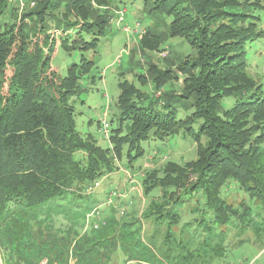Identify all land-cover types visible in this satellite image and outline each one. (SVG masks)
I'll use <instances>...</instances> for the list:
<instances>
[{"label":"trees","instance_id":"trees-1","mask_svg":"<svg viewBox=\"0 0 264 264\" xmlns=\"http://www.w3.org/2000/svg\"><path fill=\"white\" fill-rule=\"evenodd\" d=\"M32 1L35 2L33 9L21 14L26 23L18 27L11 24L0 33V77L3 66L10 67L11 72L6 93H0L2 264H39L43 258L66 264L70 250L76 264H109L117 247L128 260L135 257L136 261L146 262L136 258L138 243L133 225L108 218L113 213L103 226L81 233L84 216L96 204L83 193V187L104 173H112L114 157L109 148H101L91 137H82L75 130L72 101L79 91L78 75L87 68H70L63 78L54 79L47 72L49 59L57 47L70 51L79 46L84 52L86 48H95L97 35L105 31L107 21L91 6V0ZM147 2L151 10L162 8L170 15L172 36L186 39L195 53L190 61L185 60L177 68L184 74L183 93L176 95L169 91L164 95L166 99L161 105L163 109L169 108L167 111L136 105L133 98L141 99L142 93L136 92L128 82L120 83L115 132L125 130L119 139L128 144L127 154L131 159L143 155L144 149L139 143L150 139L162 140L182 133L197 141L194 162L183 167L169 163L164 170L161 168L164 176L159 177L160 170H155L157 173H147L143 179L146 189L160 188L164 199L173 196V187L181 185L182 178L194 177L195 183L188 186L189 195L182 199L203 197L207 203L201 214H210L213 218L205 217L201 222L194 219L197 226L204 223L207 229L200 248L188 249V257L207 247V233L216 237L214 225L219 228L238 220L244 225L246 220L251 221L249 216L253 210L247 208L244 200L233 209L222 195L227 178L235 180L249 198H256L264 212V89L248 75L245 60L246 46L253 39L257 19L246 13V9L255 10V3L260 6V1L144 0ZM238 4L240 8L236 7ZM6 6V0H0V14ZM60 7L67 9L68 14L63 17L76 13L74 17L78 20L57 19L55 11ZM48 22H54L55 27L47 33ZM75 30L81 38L79 44L71 35ZM40 32L47 49L37 44L38 41L31 42ZM83 32L95 37L84 40ZM141 41L144 43V36ZM30 44H33L31 49ZM152 46L156 48L154 43ZM86 59L81 55V62H90ZM149 72L153 70L149 68ZM161 75H152L155 85H163L168 78L176 77L170 69L162 70ZM193 95L194 111L177 118L173 106ZM226 98L232 99L233 104L222 110L221 104ZM111 137L114 141L118 139ZM202 138L204 142L199 143ZM119 145L116 142L113 151L119 153ZM133 149L136 151L132 157ZM218 195L221 196L219 205ZM161 215L158 211V216ZM59 216L65 222L63 228H55ZM144 218L162 222L161 218H153L151 212ZM262 221V226L255 230L264 239V216ZM123 228L127 229L121 232ZM167 232L165 244L172 240ZM220 232L219 240L223 242L224 232ZM219 253L222 254L221 245L217 246Z\"/></svg>","mask_w":264,"mask_h":264},{"label":"rangeland","instance_id":"rangeland-1","mask_svg":"<svg viewBox=\"0 0 264 264\" xmlns=\"http://www.w3.org/2000/svg\"><path fill=\"white\" fill-rule=\"evenodd\" d=\"M100 1L91 0V6L99 14H103L107 23L104 26L105 31H101L97 35L98 40H96L95 48H86V52H84L79 49V46L70 51H66L63 47H57L49 59V70L47 71L54 79L63 78L70 68L79 70L87 68L78 75L79 91L77 97H74L72 101L75 130L82 137H91L101 148H109L114 157L113 166L115 168L112 173H104L95 182L83 187V193L96 204L84 216L81 233L103 226L110 213H113L114 216L110 214L108 218L113 217L118 223L125 221L133 225L138 243L136 258L147 261H136L135 257L128 260L121 248L117 247L109 264H264V239L255 230V227L262 226L264 212L258 201L255 200L256 198H249L246 192L239 188V184L231 178L224 181L221 193L226 202L234 206L233 209L244 200L248 204L247 208L250 207L253 210L249 216L251 221L246 220V225H244L238 220L231 226H220L219 228L218 225H214V236L216 237H210L207 233L205 236L207 247L195 251L191 254L192 257L191 255L186 256L189 253L188 249L200 248V240L203 239V232L207 229L204 223L197 226L198 223L194 219L201 222L202 218L208 217L210 220L213 218L210 217V214H201V210L207 203L203 197L200 196V200L196 197L198 195L191 200L190 198L182 199L186 194L189 195L188 186L195 183L194 177L190 175L189 178H182L181 185H174L173 196L164 197V199L160 188L146 189L143 179L147 173H157L155 170H160L159 177L164 176L161 168L163 166L164 170L169 163L183 167L194 162L197 158V141L192 136H182V133L162 140L150 139L139 143V146L144 149L143 155L131 159L127 154L128 144L124 139L122 141L119 139L121 135H125V130L122 129L119 134L115 130L118 128L117 99L120 94V83L128 82L136 92L142 93L141 99L133 98L136 105L153 108L156 111H167L169 108L163 109L161 105L166 99L164 95L169 91L176 95L183 93L184 74L177 68L185 60L190 61L193 58L194 48L186 39L172 36L170 28L172 19L162 8L151 10V5L148 2L144 3V0H102L103 2L99 3ZM234 1L245 3L247 0ZM255 1L257 2V0ZM259 1L260 6L255 3V10L246 9V13L252 14L257 19L255 20L253 39L246 46L245 60L248 75L263 90L264 0ZM31 2L32 0H21L24 7L20 10L19 6L6 0L7 6L0 14V33L9 29L11 24L18 27L22 22L26 23L27 20L22 19L21 14L33 9L35 4L31 7ZM239 4L236 7L240 8ZM13 8L14 12L11 11ZM66 10V7L58 8L55 11L58 12L57 19L62 22L78 20L77 16L74 17L76 13L70 14L68 18L63 17L68 14ZM119 10L126 12L124 22L117 20L116 13ZM31 25H33L32 22ZM45 25L47 33L51 27H55L54 22H48ZM62 27L63 25L61 29ZM77 30L69 32H72L71 35L76 39L75 42L79 44L81 38L77 37L75 33ZM40 35L33 36L31 42L37 43L38 41L37 44L45 46L41 40H44V35L41 32ZM143 36L145 37L144 43L141 41ZM92 37L95 36L82 33L84 40L88 41ZM146 43H150L151 46ZM153 43L156 48L152 46ZM55 45L53 44V46ZM32 46L33 44H30L29 49ZM45 48L47 49V46ZM81 55L90 62L87 61L86 64L84 61L81 62ZM9 60H7V64ZM81 63L83 65H80ZM3 68L2 78L0 77L1 94L6 93L11 76L10 67L3 66ZM149 68L153 70V73L150 74ZM157 69L160 71L157 72ZM164 69L172 70L176 77L168 78L163 85H155L152 80L153 76L160 74V77H163L161 72ZM194 97L195 95L173 106L177 118H183L189 112L194 111L196 108ZM232 104L233 100L226 98L223 100L221 108L222 110L228 109ZM103 115L108 124L107 128L102 125ZM125 123H123V128ZM111 136L118 139L114 141ZM116 142H119V147H121L119 153L117 150L113 151ZM203 142V138L199 140V143ZM135 151L136 149L130 151L132 157L135 155ZM218 198L217 205H219L221 196L218 195ZM259 203L261 202L259 201ZM158 211H161L163 215L159 217ZM150 212L153 218H161L162 222L159 221L158 224L152 218H144V215ZM56 219L55 228H63L65 222L62 217L59 216ZM125 229L127 228H123L121 232ZM220 230L224 232L223 242L219 240ZM166 231L172 236V240L168 244L164 243ZM190 241L194 243L190 244ZM220 245L222 254H217V246ZM214 248L215 251H213ZM2 253L0 248V264L4 259ZM72 256L70 250L66 264H69ZM43 260H46L48 264H60L55 260L49 261L47 258L41 259L40 262Z\"/></svg>","mask_w":264,"mask_h":264},{"label":"built area","instance_id":"built-area-1","mask_svg":"<svg viewBox=\"0 0 264 264\" xmlns=\"http://www.w3.org/2000/svg\"><path fill=\"white\" fill-rule=\"evenodd\" d=\"M11 3H13V4H16L17 6H19L20 7V10L24 7V4L22 5L21 4V0H9ZM35 3L32 1L31 2V7L34 5ZM125 14H126V12L124 11V10H119L117 13H116V17H118L117 18V20L119 21V22H124V20H125ZM159 94H160V92H159ZM104 115H103V118H101V121H102V125H103V127L104 128H107L108 127V124L105 122V120H104ZM106 132V131H105ZM97 185V184H96ZM39 264H48L47 263V261L46 260H43V261H41ZM69 264H76V259L72 256V257H70V260H69Z\"/></svg>","mask_w":264,"mask_h":264}]
</instances>
